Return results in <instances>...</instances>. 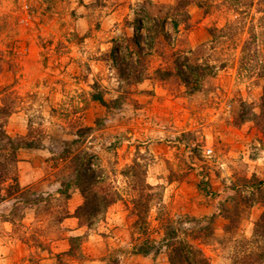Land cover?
<instances>
[{
  "label": "rangeland",
  "instance_id": "1",
  "mask_svg": "<svg viewBox=\"0 0 264 264\" xmlns=\"http://www.w3.org/2000/svg\"><path fill=\"white\" fill-rule=\"evenodd\" d=\"M263 94L264 0H0V130L33 143L0 150V264H170L169 225L233 264L263 211ZM79 152L85 194L115 197L91 225Z\"/></svg>",
  "mask_w": 264,
  "mask_h": 264
},
{
  "label": "trees",
  "instance_id": "2",
  "mask_svg": "<svg viewBox=\"0 0 264 264\" xmlns=\"http://www.w3.org/2000/svg\"><path fill=\"white\" fill-rule=\"evenodd\" d=\"M174 28L176 24L173 23ZM185 68H188L187 66ZM181 76L184 77L182 70H180ZM185 83H188L186 78H183ZM195 90V89H193ZM98 99V98H97ZM100 99V98H99ZM101 101V100H99ZM261 105L258 114H253V119L257 126L264 130V94L262 96ZM15 141L7 137L3 130H0V150L9 148L14 152L20 146L25 148L33 147L32 142L24 141L22 138H17ZM85 152H79L75 168V173L77 176L76 182L79 183L81 193L83 194V204L78 208L77 217L84 216L85 221L89 225L93 221L101 220L106 209L114 203L115 197L107 195H99L97 193L88 192L86 189H90L92 186L100 182V177L97 174V168H92L89 163L83 159L86 156ZM85 158V157H84ZM5 169H0V183L2 180ZM14 184L7 186V193L10 192V188L16 186L15 179H12ZM1 185V184H0ZM257 191L261 194V204L263 211L259 216L258 220L254 223L251 239L250 240H234L235 255L233 258V264H264V182H256ZM3 188L0 186V202L3 200L2 195ZM21 194V193H20ZM82 213V214H81ZM80 215V216H79ZM165 235L163 238L164 247L167 249L168 258L170 264H209L208 260L202 255L201 251L194 247L191 243L184 240H178L177 230L174 229L172 225L166 226ZM211 231L209 226L201 227V231ZM199 230V232H200ZM229 228L226 227L225 232H228ZM176 239V240H175ZM148 251V250H147ZM146 252V251H145Z\"/></svg>",
  "mask_w": 264,
  "mask_h": 264
},
{
  "label": "built area",
  "instance_id": "3",
  "mask_svg": "<svg viewBox=\"0 0 264 264\" xmlns=\"http://www.w3.org/2000/svg\"><path fill=\"white\" fill-rule=\"evenodd\" d=\"M205 155H206V156H211V155H212V150H211V149H207V150L205 151Z\"/></svg>",
  "mask_w": 264,
  "mask_h": 264
}]
</instances>
